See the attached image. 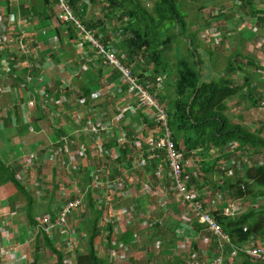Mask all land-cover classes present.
<instances>
[{
    "label": "trees",
    "instance_id": "obj_1",
    "mask_svg": "<svg viewBox=\"0 0 264 264\" xmlns=\"http://www.w3.org/2000/svg\"><path fill=\"white\" fill-rule=\"evenodd\" d=\"M95 1L100 3L101 9L99 12L103 14L100 20L95 18L94 15L92 17L87 16L88 4L83 0H68L73 15L80 21V25L85 31L93 35L103 47L112 48L121 65L126 68L131 66L130 73L138 78V85L146 89L151 96H153V92H156L155 88L150 87L152 79L155 77L164 78L161 93L167 97V101L165 100V113L170 133L169 139L174 146L175 152L181 156L182 163L186 160L191 162L189 168H182V178L188 190H190L191 185H195L200 191L198 195L194 196L193 200L202 205L204 213L213 217L226 237L228 245L222 249L223 255L227 257L233 246L239 250L234 264H264V260L257 263L252 262L242 250L246 246L260 249L264 245V138L260 137V132L254 128H246L245 126L234 124L227 115V103L239 96L242 91L247 93L252 102L255 101L252 103L254 108L264 110L263 104L259 103L261 106L258 105L259 97L255 99L258 95L256 87L251 86L255 83L256 77H250L249 79L247 77L246 85L238 86L231 78V72L236 71V68L229 63L226 74L219 71V75L216 78L213 74L214 71L210 72L207 68L208 62L205 66V58L200 56L201 53L199 55L198 46L191 39L195 35L189 33L188 24L178 12L174 0H89V3L93 5ZM189 1L194 2V0ZM41 2L44 6L43 10H37L31 2L26 0L20 4L19 10L12 8L11 0H0V6L2 7V14L7 18L14 15V20H17L18 17L25 20L30 19L33 24L27 30L39 29L45 31V35L40 33L41 38L56 36L60 39V42L64 37L83 42V34L75 23H60L57 18L52 16L53 10H49L50 1L41 0ZM240 2L248 3L250 7L248 0H240ZM202 9L204 7L200 8V10ZM14 13L19 14L16 15ZM52 19L56 22V26L53 25ZM189 35L194 36L190 37ZM184 39L187 41L185 42ZM90 46L88 42H84L82 49L90 51ZM171 51L174 52L173 57L169 55ZM71 54L70 50H64L61 58L54 60V63L60 64L63 58L71 57ZM80 57L81 55L78 57L79 60ZM80 63H83V61H80ZM142 63L145 65L144 71L141 68ZM73 64L75 67L80 65L75 62ZM209 64L213 65L212 60L209 61ZM0 66V77L7 79L6 82H0V84H3L0 86V92L3 93L4 88L9 89L10 81H14L11 88L20 85V82L23 81L22 77L25 75L24 70L13 69L6 65ZM95 68L98 70L96 73L94 68L91 67V61H89L86 72H80V76L76 79L78 81L81 78L82 81L78 82L77 87L66 96V103L69 108L74 110L72 119H68V121L72 128L77 131L86 129L91 122V118L93 116L97 117V111L103 106L104 101L102 100L99 79L105 78L110 83L121 78L119 69L102 68L100 66ZM142 72L151 73V79L148 80ZM202 75L204 76L202 77ZM115 91V97L118 98L124 93L122 101L128 99L129 95L125 96L128 92L127 85L121 84V87L118 88L117 86ZM4 93L7 94L9 91H4ZM35 101L39 106L37 118L39 120L42 118L43 112L38 104V97H35ZM156 102L163 105V100H160L159 97H156ZM116 103H118V99ZM86 108H89L90 115H84V109ZM80 116L83 121L82 126H80V121L76 120V117ZM127 116L133 117L130 118L133 119L132 121L139 123L142 121L144 127L153 128L155 126L154 121L143 114L142 110H137L134 116L131 112H128ZM32 120L33 123H36L34 118ZM104 124L107 126L108 122ZM131 133V131H127L125 136L128 135L130 138ZM158 133L159 130L157 128L155 135H158ZM56 135L59 137L57 141L67 136L66 132L61 129ZM81 135L85 139L86 136L97 137L98 134L88 133ZM117 135L119 136L120 133ZM163 135L164 130L160 129L159 136ZM141 147L143 155L139 157L140 159H138V156L131 154L132 151L129 147L119 148L115 155L112 154L114 156V167L109 170V177L106 178L107 181L105 182L106 186H109L112 190L125 189L129 191L128 188H132L130 180H134V178L129 179L125 175L132 176L133 173L141 175L140 170L149 175L153 181H158V184L162 185L164 177L163 179H157L156 175L160 170L162 172L164 167V169L167 167L166 150L156 149L149 154L148 145L143 141H141ZM107 149L110 150V148ZM103 154L107 156L108 153L104 152ZM150 155L153 157L149 158ZM234 155H238L241 158V168L235 167L232 162L231 167L228 169L224 167V169L231 171V175L225 176V179L221 182L215 181L214 175L223 173L221 171L223 167L222 165L220 166L221 161L225 160V163H230ZM251 155L257 156L251 160ZM258 156H261L262 158L259 159L263 160L257 161L256 158ZM88 157L87 161H90ZM136 159L138 161L145 159V165L142 168H136V161L133 162ZM194 160H198L200 173L202 174L201 177L196 179L191 178L199 175L192 164ZM234 160H238V158L236 157ZM167 169L169 170L168 167ZM93 171L94 169L90 163L87 169L89 175L86 176L88 179H90ZM123 181L124 184L121 183ZM198 182L207 183L208 190L212 196L219 194L216 197L218 201L221 198L223 202V196L226 194H229L232 200L230 203L224 201L221 204V202V208L219 206L214 207L216 204L215 200H211L209 197L206 198L202 194V188L199 187ZM0 186L12 187L22 196L26 205L28 225L33 228L38 227L34 198L26 188L27 186L30 187V185L24 186L18 180L15 171L3 163L1 159ZM134 189L136 190V186H134ZM101 198L105 199L106 195L102 194ZM144 200L145 198L139 195L135 198H129L132 207L134 206V211L131 215L133 221L135 216L137 217L138 214L145 212L147 203ZM175 200L177 203L174 202ZM249 200H251L250 202L253 205L242 212V202ZM188 204L189 202L183 198L171 199L167 201L166 208L176 212L179 209L186 210ZM232 204L239 206V214L234 217L225 216L223 210ZM85 206L94 215L92 222L85 229L87 239L82 246L85 250L82 248L78 249L77 246L71 244L66 245V250L67 246L70 245V251L76 247L74 251L77 253L75 264H105L103 260L98 258L97 247L103 241H106L107 244L112 243L114 224L107 223L101 226L103 222L101 212L97 211L95 200L89 194L86 198ZM207 207L210 210H206ZM183 220L189 221L184 218ZM125 222L130 223V220L126 219ZM150 223L152 225H148L146 229L153 228L154 235L156 227L161 222L155 223L154 221ZM195 223L202 227L197 220H195ZM143 224L141 223L142 226ZM52 225L53 221L48 219L40 229L41 232L37 236L38 241L35 245L36 255L30 264H38L39 239L48 253L55 257L54 264H66L64 252L53 244L48 235ZM184 225L186 227H181V230L184 237L189 238V233L194 232L195 229L190 230L187 226L189 225L188 223H184ZM56 230L60 232L59 227H56ZM135 230L133 226L124 228L112 245H117V248L121 245L127 250L134 243ZM211 238V240H215L214 237ZM217 245L218 243L215 241V255H220ZM84 251L85 253L81 254ZM0 264H2L1 257Z\"/></svg>",
    "mask_w": 264,
    "mask_h": 264
},
{
    "label": "crops",
    "instance_id": "obj_2",
    "mask_svg": "<svg viewBox=\"0 0 264 264\" xmlns=\"http://www.w3.org/2000/svg\"><path fill=\"white\" fill-rule=\"evenodd\" d=\"M219 1L224 2L225 0ZM248 1L250 2V7L248 3H241L240 0H227V3H223L222 5L215 2V8L209 11V16H212L211 23L200 27V39L198 40L197 32L195 31H189V33H193L195 35L189 36H194V38L191 37V39L194 40L195 44L198 46V51L201 50L202 52L206 53L201 49L202 46L205 47V44L211 48L210 55H222L223 53H228L231 51L233 57H229L225 61L222 60V66L219 68V71L221 72L223 66L228 67L229 63L232 65L234 64L236 71L231 72V78L238 86H245L247 77V79L250 77H256V80H258L259 84H256L255 82L251 86L256 87L257 89L258 95L255 97V99L259 97L258 105H264V0ZM231 4L237 5L232 6ZM205 37L208 38L204 40ZM199 41L201 42L200 44ZM54 42L55 38H49L45 39L44 43H38V45L40 46V44H44V47H48ZM40 56L43 57V54ZM37 57V63L43 62V58L39 57L38 55ZM1 58L8 60L9 55L6 53L2 54ZM44 60L48 61L47 57ZM210 60H212L213 65H215V63L218 64L217 60L212 56H210ZM65 63H62L60 66L53 67L54 61H52L48 66L45 67V69L50 67L51 69H54L64 66L61 75H64V77L67 79H71L69 76L72 75L73 71L71 70L75 68V66L71 60L65 61ZM203 76L204 75H202V77ZM47 78H49V75L46 74V78H43L41 81H36L31 85L30 88H25L22 90V92H18L20 88L19 85L11 88V85L14 83V81H10V86L8 87L9 93H4V91H8L7 89L3 90V93L0 92V159L3 163L15 171L18 180H20L24 186L28 184L30 185L29 188H26L34 198V206L36 207L35 204L43 205L44 210L41 215H39L40 213L37 214L36 208V219L40 218L42 221H48L49 218L54 222L61 206L52 204V201H58L57 196L54 194L52 197V194L54 192L58 193L60 191H62V193H68L72 191L73 187L69 186V183L71 182L65 178L66 176H61L64 174L62 167L56 165L57 163L62 164L63 158L64 160L67 159L66 155H64L63 158H59L53 153L54 143L59 138L57 137L56 133L61 129L66 132L67 136H70V141H72L69 144L70 147L68 148L67 154L68 159L72 161V164H74V158L84 159V164L81 167H86L85 171L87 172L89 167L88 165L91 162L87 161V157L89 156V150L86 147L85 141L87 138L83 139V137H80V140H75L74 138V134L78 133L75 131V128H72V125L68 121V119H72L74 110L69 108V105L66 103V98H64L65 93H62L57 83H55L54 86L56 89H58V92L51 94V98L45 103V110L48 111V115L46 116L44 113H42V118L39 120L37 119L39 107L37 108L35 106L37 104L31 100L36 95L37 90L42 85L48 83ZM62 87L66 89L68 86H64L62 83L61 88ZM15 93H22L21 95H24L27 98L26 101L17 99L16 103L13 104V101H9V99L13 100V96L11 95L14 94L15 96ZM30 102H33L34 104L31 105ZM253 102L247 96V93L242 91L239 96L227 103V115L234 124L245 126L246 128H254L260 132V137L264 138V110H258L254 108L252 106ZM114 106V103L110 106V113L112 112V108ZM28 107L32 109H29ZM145 114H148L147 110L145 111ZM32 118L36 120V123H33ZM132 122V124L123 126L119 136L116 134L114 135L113 139L105 141L103 144L104 150L110 148L112 154L115 155L119 148L129 147L133 156L141 157L143 155L141 142L134 144V138L132 134L138 130L141 124L135 121ZM75 124H77V122H75ZM80 126H82L81 123ZM130 128L132 130H130ZM126 130L132 132L130 138L128 135L125 136V133L127 132ZM112 136L113 135L109 137L111 138ZM141 141L145 142V140ZM104 150L101 152L102 156H104ZM82 154L84 157H82ZM23 155H25V157H22ZM24 158L27 159L23 164L22 161L25 160ZM49 158L53 159V162H51L50 165L47 164V162H50ZM32 160H35V162L38 163L35 166L36 168L33 169L30 168L32 167V164H29ZM44 164L45 166L43 167ZM92 168L95 169L93 166ZM108 173L109 171L105 176L106 178L109 177ZM128 176L129 175H125V177ZM87 180L88 177H86L85 181ZM44 182L51 186L50 195L45 200V203H39L31 191H35V189H37L39 186H42L43 188ZM130 183L133 188L135 185H140L135 179L130 180ZM85 184H87L85 185L87 189L88 187H91L90 181ZM92 186L95 190L99 189L96 190L98 195H106L105 199L99 198L98 202V204H102L100 207L102 214L104 202L106 204L109 203V205L112 207L111 211H106L108 220L102 222L101 226L106 225L109 221L110 223L114 224V232L116 226H118L120 230L122 229L121 232H123L124 228L129 227V225L123 226L122 228L121 224L118 225V220L120 221V217L117 215L118 203L113 205L115 196L118 197V190H112V188L105 185V182H103L100 187L94 186L93 184ZM83 187L84 186L82 185V189ZM8 188H10L11 191L8 194H5V197L8 199L11 198V202H9L11 204L10 206H4V212H7L8 207H21V215L28 223L26 218V205L22 196L18 194L12 187ZM95 190L90 192L89 196L91 195L93 197ZM87 196L88 193H85V199ZM139 196L145 198L141 194H139ZM144 202L147 203L145 210H149L148 208H151V206L148 203V200H144ZM3 203L7 204L5 201ZM113 208H116V212L113 210ZM132 208L134 210V206ZM182 211L183 210L179 209L178 211L167 215L163 220H155V222H161V226L159 225L156 227V232H154L155 236L150 229L148 234L144 233V230L148 229H144L139 221H135L137 225H131L136 230L134 243L128 247V249L130 248L131 250L130 256H126L124 253L120 256L125 259L127 264H162L161 261L165 262L166 264H190L196 260H204L203 262L207 263L210 259H213L216 256L214 253H212V251L216 253V248L214 246L215 240H211L212 236L205 230L204 226L201 227L195 223L196 219L194 216L189 218L190 224L187 226L190 230L195 229V231L189 233V238L184 237L181 227H186L184 223L187 224L189 222L183 220V215L181 214ZM159 216L161 217L162 215ZM89 223L90 221L87 219L85 225L81 227L83 231H85ZM68 228L70 232L71 243H75L77 239L76 233H79L81 228L79 227L76 230L73 228V226H69ZM16 229L18 230L19 227ZM16 229H13L12 232L7 233L10 236V240H6L0 236V246L2 248L0 254L3 257V264H12V262L7 259L9 256H13L15 259H20L21 261L25 255L26 257L28 256L27 250H29V245L33 239L30 237V234L27 236H19ZM121 232H118V234ZM15 233L17 234L15 235ZM142 233L146 234V244H142L141 242ZM60 234L61 232L54 230V236L49 237L51 238L53 244L60 251L62 250V252H64V248L69 241V237H66L63 234H61V236ZM12 248H16L17 250L14 252L12 251ZM101 248L102 244L98 245L97 253ZM21 264H26V262L22 261Z\"/></svg>",
    "mask_w": 264,
    "mask_h": 264
},
{
    "label": "rangeland",
    "instance_id": "obj_3",
    "mask_svg": "<svg viewBox=\"0 0 264 264\" xmlns=\"http://www.w3.org/2000/svg\"><path fill=\"white\" fill-rule=\"evenodd\" d=\"M25 1V0H11V4L13 5L12 8L14 10H19V6L20 4ZM31 2L35 8L37 10H43V3L41 2V0H26ZM50 1V8L49 10H53V17H54V12H57L58 10L56 9V4L52 5L51 2H54V0H49ZM84 2H86L88 4V8H87V16L88 17H92V15L95 16V18H98V20H100L102 18V13L99 12L100 8V3H98L97 1L94 2L93 5H91L89 3V0H83ZM100 1V0H99ZM176 3V6L178 8V12L184 17L185 21L188 24V30L189 31H195L197 32V37L198 40L200 39L199 34H200V27L208 25L211 23V18L212 16H209V11L213 10V8H215L214 3L217 2L218 4H223V3H227V0H225L224 2H221L219 0H194V2L189 1V0H174ZM29 5V4H28ZM232 6L237 5V4H231ZM201 7H204L205 9L200 10ZM14 14H19V13H14ZM106 14V13H104ZM52 17V18H53ZM52 23L54 26H56V22L54 21V19H52ZM11 25H14V21ZM42 30H37V29H33V30H29L28 34L26 36V39L23 40V44L25 47L29 46L31 44V36H32V42L37 41L38 43L42 42L44 40V38H41L40 33ZM10 32V27L8 25V22L6 21V17L2 15V9H0V41L5 42L7 40V38H9V42H13L14 38L11 37L9 35ZM199 32V33H198ZM202 32V31H201ZM38 36V38H37ZM48 37V36H47ZM208 37H205L204 40H206ZM59 43H61V46L64 50H70L72 52L71 56L75 59L76 56H80L82 54V47H73L74 41L64 38L62 39V41ZM40 41V42H39ZM180 42V40H178ZM184 41L186 42L187 40L184 39ZM201 42L199 41V44ZM33 44V45H34ZM201 49L203 51H205L206 53L202 52L201 50V55H200V51H198L199 55L203 58H205V66L208 62L207 68L209 69V71L213 72V74L216 76V78L219 75V68L222 66V60L225 61L227 58H231L232 53L231 51H229L228 53H223L222 55L220 54H214V55H210L211 53V48L205 44V47L202 46ZM50 52L49 47H44V44H40V47L38 49H36V53L39 57L43 58L40 55H45L48 54ZM180 52V51H179ZM173 51H171L169 53V55H171L173 57ZM85 57H89V58H96L94 53L91 51H85L84 53ZM91 55V56H90ZM212 56L214 59L217 60L218 64L215 63V65L209 64L210 61V56ZM44 62V60H43ZM234 66V64H233ZM1 67V66H0ZM226 66H223L221 72L223 74H226L227 71ZM128 69H131V66L128 67ZM66 76V74H65ZM7 79L5 77H0V82H6ZM72 82L74 83V79L72 80ZM256 84H259L258 80H255ZM3 84H0V86H2ZM24 85V84H23ZM22 85V86H23ZM28 85H30L28 83ZM163 86V84H162ZM76 88V87H75ZM9 91V89H8ZM171 91H173V89H171ZM18 92H22V89L19 88ZM153 92V91H151ZM25 93V92H24ZM167 93V92H166ZM22 94V93H21ZM19 94H15L16 97L14 96V94H12L11 96H13V100L9 99V101H13V104H15V99H22L24 101H26V97L24 95ZM168 94V93H167ZM127 95V93L125 94V96ZM155 98L159 97V99L163 100V105L165 106V100L167 101V97L165 94H156V92H153L152 94ZM105 99L109 102H111L112 100L108 97H105ZM32 101V100H31ZM232 100H230L231 102ZM31 105H33L31 103ZM37 108L38 106L35 105ZM29 108V107H28ZM163 108V107H161ZM32 109V108H29ZM34 109V107H33ZM35 110V109H34ZM144 113L147 110L148 111V116L150 118H157V113L156 112H152L149 109H141ZM43 113L47 116L48 115V111L43 109ZM90 110L89 108L84 109V115H90ZM76 120L82 124L83 121L81 120V116L80 117H76ZM133 119L128 118L126 121H124L123 125H127V124H132ZM147 127V126H146ZM130 130H132L130 128ZM77 131V130H75ZM157 131V127L154 126L153 128H149L147 127V130L144 131V134L148 135H155V132ZM80 137H83V135L80 134H74V138L75 140H80ZM84 138V137H83ZM87 140L86 141V147L89 150V160L92 164V166L95 168L94 171L91 173L90 179H88L87 181H85L86 177L89 175V172H86L85 169L86 167L82 168L81 166L84 164V159H78V158H74V164H72L70 159H65L62 160V162H65V165L61 164V163H57L56 165L62 167V170H64V174H62L61 176L67 178V180H70L71 183H69V186H73L72 187V191L68 192V193H62V191L56 193L54 192L52 194H55L57 196V200L58 201H52V204H57L58 206H63L65 205L68 201H70L71 198H73L74 196H82L83 200V207L79 210L73 213V215H71V219H70V225L73 226V228L76 230L77 228H81L85 225L87 219L92 222L94 215L90 213V211H88V209L86 208V199H85V193H90L92 191H94V187L92 186V184L94 186H101L103 184V182H106V174L109 170H111L114 165H113V161H114V156L112 155V152H108V150H104V142L109 140V139H113L114 135L111 138H107L104 136H98V137H91V136H86ZM104 150V152H107V156H102L101 152ZM77 153V151H76ZM257 155H251L250 159L253 160V158H255ZM22 157H25V155H23ZM82 157L83 154H82ZM238 158V160H234L235 158ZM261 157V156H260ZM262 158V157H261ZM25 160L22 161V163L24 164L26 162L27 158H24ZM50 162H47L48 165L51 164V162H53V159L49 158ZM81 160V161H80ZM257 161H262L261 159L256 158ZM80 161V162H79ZM85 162H86V158H85ZM234 163L235 167H240V162H242L241 158L238 155H234L232 160L230 161V163H225L224 161H221L220 166L222 165L223 169H221V171L223 172L222 174L217 173L216 175H214V180L216 181H223L225 179V176H230L231 175V171L227 170L229 167H231V163ZM70 163V164H69ZM32 164L30 167L31 169L36 168L35 166L38 164L35 161H31ZM61 164V165H59ZM190 164V163H189ZM67 165L69 166V168L67 169ZM80 165V166H78ZM45 166V164L43 165V167ZM89 166V165H88ZM227 168V169H224ZM165 168V167H164ZM161 170L157 173V179H163L164 177V182L162 183V185L158 184V181H153L149 175H146L142 170H140L141 175H137L135 174V176L137 177V180L139 182L140 185H135L137 188L136 190L132 187V188H128V190L125 189H121L118 190V197L115 196L114 201H113V205H116L118 203V217H120V221L118 220V225L121 224V228L123 226L129 225L131 226L132 224H136L135 221H139V223H144L143 224V228L146 229L148 227V225H152L150 222H154L155 220H163L167 215H170V213L172 211H170L169 209L166 208V204L167 201L171 200V199H180L175 192L173 191L172 188V183L169 177V170L164 169ZM241 168V167H240ZM86 172V174H85ZM109 174V173H108ZM40 176V175H38ZM37 176V177H38ZM83 177V178H82ZM143 177V178H142ZM39 178V177H38ZM128 178H133L131 175L128 176ZM230 178V177H227ZM83 179V181H82ZM117 179V178H116ZM136 179V178H134ZM88 181H90V189L88 190L87 187H85V183H87ZM84 182V183H82ZM203 184V185H202ZM82 185L84 186L82 189ZM198 185L200 188H202L201 192L203 195L207 197H209V199L211 200H215V206L214 207H220L221 204H223L224 201H227L228 203H230V201L232 200V197L229 194H226L225 196H223V202L221 201L222 199L220 198V201H218V199L216 197H218L219 194L217 195H213L211 194V192L208 190V184L205 182H198ZM81 186V187H80ZM28 187V186H27ZM75 187V188H74ZM29 188V187H28ZM42 186H39L37 189L32 190L31 192L35 195V198H37V201L39 203H45L46 199L48 198V196L50 195V189L51 186L48 185L47 183L44 182L43 184V188ZM197 188V187H196ZM8 189V190H5ZM99 190V189H96ZM95 190L94 195H93V200H95V205L97 206V211H100V207L102 206L101 203L98 204L99 202V198L101 199V195H98L97 191ZM11 191L10 188L6 187H0V236H2L1 234H5V235H9L7 234L8 232H12L13 229H16L17 227H19V229L17 231V233L19 234V236H27L30 234V237L33 239L32 242L29 245V250H27V263L29 264L32 260H34L35 255H36V251H35V244L38 241V234L41 232V228L43 227V222L40 218H37L39 221L38 225L39 228H31L29 227L28 223L26 222V220L24 219V217H22V211L20 210L21 207L18 208H13V207H8L7 212H4L3 208L4 206H10L11 202L10 199H8L7 197H5V194H8ZM198 192H200L197 189V194ZM72 194V195H71ZM139 194H141L142 196L145 197V200H148V203L150 204L151 208H148L149 210H145V212L143 214H138V216L134 218V221L131 219V215L133 213V208H132V203L129 201V198H135L137 197ZM8 199V200H7ZM14 199V197H13ZM6 202L7 204H4L3 202ZM251 200L249 201H245L242 202V212H244L245 210H247L251 205ZM260 201V200H259ZM175 203H177V201H174ZM222 202V203H221ZM103 203V202H102ZM221 203V204H220ZM262 204V202H261ZM36 205L37 208V214L41 215V213L43 212L44 208L43 205ZM60 207V208H61ZM221 208V207H220ZM103 214H102V218L105 222V220H108L107 218V212L106 211H110L112 209V207L109 204H106L105 202L103 203ZM116 208H113V210L115 211ZM206 210H210L209 207L206 208ZM212 210H214L212 208ZM116 212V211H115ZM182 215L186 214V210L184 209L181 212ZM191 214V213H190ZM54 215V213H53ZM159 215H162L161 217ZM60 216V209L57 213V216L55 218H58ZM193 216V215H191ZM129 219L130 223H126L125 220ZM77 222V223H76ZM108 223H110L108 221ZM156 223V222H155ZM151 228V227H150ZM148 228V230H144V233L148 234L150 232V230L153 232V228ZM150 229V230H149ZM54 230L55 227L52 228L49 232L50 235L53 237L54 236ZM118 232H121V230L118 228V226H116L115 228V234H114V230H113V238H112V243L113 241L116 240V237L118 236ZM15 233V235L17 234ZM142 233L141 235V242L142 244H146V234ZM13 234V233H12ZM14 235V234H13ZM77 235V247L78 249H83V244L86 241V233L85 231H83V229L81 228V230L79 231V233H76ZM5 239H7L5 237ZM144 240V241H143ZM39 251H38V264H54L55 263V257L52 256L50 253H48V251L43 247L41 240L39 239ZM111 244H107L106 241L102 242V248L99 249L98 251V258L103 260L105 262V264H127V262L125 261V259H123L122 256H120L121 254H126L130 256L131 250L130 248L128 250L124 249L123 247H121V245L118 246H113ZM66 246V245H65ZM71 246V245H70ZM70 246H67V250L66 247L64 248V254L66 257V264H75V260H76V254L75 248L73 250L70 251ZM62 251V250H61ZM212 251V250H211ZM215 251V250H214ZM75 253V254H74ZM85 253L82 252L81 254ZM212 253L215 254V252L212 251ZM26 256V255H25ZM24 256V257H25ZM113 257V258H112ZM128 258V257H127ZM162 264H166L165 262L161 261Z\"/></svg>",
    "mask_w": 264,
    "mask_h": 264
},
{
    "label": "built area",
    "instance_id": "obj_4",
    "mask_svg": "<svg viewBox=\"0 0 264 264\" xmlns=\"http://www.w3.org/2000/svg\"><path fill=\"white\" fill-rule=\"evenodd\" d=\"M58 1V9L59 14L58 18L63 23L72 22L75 23L78 29H80L81 33L83 34V42L78 44V47H82L84 42H88L91 46L89 48L90 51H93L95 53L96 58H92L91 62L94 66H100V67H108V68H114L119 69V71L122 73L123 77V83H125L128 86V92H131V97L134 98V101L132 103L129 102V99L125 102V106H122L120 108L116 107V114L113 124L116 122L123 121L128 112H133L134 106H136L137 109H149L152 112L157 113V118H150L155 123V126L158 128L159 133L160 129L164 130V135L159 136L151 134H148L145 136L144 131L147 130L146 127L143 126V124L140 125L138 130L133 133L134 138V144H138L141 142V140H145L146 144L148 145L149 154L154 152L156 149H165L167 153V167L169 168V177L172 179L174 184V189L176 193L181 196L185 201L189 202L188 208L186 209V214L183 215L182 218L189 220L191 215H194L195 219L199 224L205 227V230L211 234L212 237L215 238V241L218 243V249L220 252V255L217 257L210 259L207 263H204L203 261L194 260L195 262L190 264H234V260L236 259L237 255L239 254V250L235 247H231V252L226 257L222 253V249L228 245L226 237L224 236L222 230L220 229V226L216 223V221L208 215L207 213H204L202 211V205L199 202H196L193 200L195 193L194 191H187L185 182L182 178V168L188 166V162H185V164H182V158L179 154H177L174 150V146L171 143L169 136V130L167 126V116L165 113V108H161V104L156 102V98L154 96H151L149 92L144 89L142 86L138 85V78L134 77L130 73V69L124 67L120 64L118 61L115 53L113 50L107 49L103 47L102 44H100L93 35H91L89 32H86L85 29L80 25L78 21L75 20L74 15L72 11H70L69 4L66 0H57ZM9 35L13 37V34ZM17 38L14 39V42H18L19 47H23L22 42L25 39V34L22 32L20 35L16 34ZM4 42L5 44L11 43L8 40ZM145 77L146 74H143ZM151 79V78H150ZM148 79V80H150ZM164 78L157 77L155 78V82H151L150 87L155 88L156 94H161L162 90V83ZM109 95H115L116 91L108 90L107 91ZM40 95H43V92L40 93ZM45 97H47L45 95ZM44 107V106H42ZM112 128V125L106 126L102 120H99L97 122H90L88 124V127L85 129L86 133H91L93 135H97L100 133H109ZM62 143L68 145L71 143L69 138H66L62 140ZM61 150L59 153L61 154ZM153 156H149V158H152ZM146 163L145 159H142L139 162L140 166H144ZM184 202V201H183ZM79 201H75L72 203H69L68 205L64 206L60 215V219L57 222V225L60 229L66 228L67 221L69 216L71 215L72 211L78 207ZM240 212L238 205H230L228 208L223 210V214L228 217H234L238 215ZM191 213V214H190ZM189 222V221H187ZM190 224V222L188 223ZM230 246V245H229ZM246 256L254 263L261 262L264 260V245L260 249L255 248H244L242 249ZM229 259V260H228Z\"/></svg>",
    "mask_w": 264,
    "mask_h": 264
},
{
    "label": "clouds",
    "instance_id": "obj_5",
    "mask_svg": "<svg viewBox=\"0 0 264 264\" xmlns=\"http://www.w3.org/2000/svg\"><path fill=\"white\" fill-rule=\"evenodd\" d=\"M68 2V0H66ZM52 5L56 4V9L58 10L57 13L54 14V17L57 18V20L64 24L61 20H59V18L57 17L58 14H59V9H58V1L57 0H54V2H51ZM69 4V2H68ZM70 8V6H69ZM0 9H2V7L0 6ZM70 11H71V8H70ZM53 12V11H52ZM216 12V11H215ZM3 15V14H2ZM4 16V15H3ZM14 15L10 18H7L6 17V21L8 22V25L10 27V34H13V38H17V35L16 34H21L22 32H24L25 34V39H26V36L28 34V28L32 26V21L30 19H22L21 17L17 20H14ZM75 20L78 21L80 23V21L74 16ZM14 21V25H11ZM64 32V31H62ZM43 35H45V31H42L41 32ZM65 33V32H64ZM38 38V36H37ZM50 38H55V42L50 44L49 49H50V52L48 54L43 55V60L47 57L48 61L44 60V62H38L37 63V60H38V57H37V54L36 53V49H38L40 46L38 45V42L36 41L35 44L34 42H32V36H31V44L27 47L24 46L23 42H22V45L23 47H19L18 45V42H11V43H8V44H5L4 42L0 41V65H6L10 68H16L18 70H24L25 71V75L23 78V81L20 82V88L23 90L25 88H30L32 84H34L36 81L38 80H42L43 78H46V74L49 75V78L48 79V83L42 85L36 92V95L32 98V101L36 103L35 101V97H38V104L40 105V108H41V111L43 112V109L46 108L45 106V103L51 98V94H54V93H57L58 92V89H56V87L54 86L55 83H57L60 87V90L62 91V93H65V96L64 98H66V96L68 95V93L70 91H72L73 89H75V87H77L76 85L78 84V82H81L82 79L79 78L78 81L76 80L79 76H80V72H86V70L88 69V66H89V61H91L92 58H87L85 57L84 53L85 51L82 49V54H81V57H80V60H79V56H76V58L74 59L72 56L71 57H65L61 60V63L60 64H53V67H56V66H60L62 63L64 64L65 61H68V60H71L72 63H76V64H80L79 67H75L73 68L71 71H73L72 75L69 76L71 79H67L64 77V75H61V73L63 72V69H64V66H61L59 68H54V69H51L48 68V69H45L46 66H48L52 61L56 60V59H59L61 58V55L64 51L63 48H61V43H59V40L56 36H53V37H50ZM66 38V37H64ZM24 39V40H25ZM45 39H49V37H46L44 38ZM68 39V38H67ZM44 40L41 42V43H44ZM72 41H74V44H73V47H78V44L81 43L79 40H75V39H70ZM34 44V45H33ZM62 50V51H61ZM111 50H113L111 48ZM114 51V50H113ZM93 52V51H91ZM8 54L9 55V58L8 60H4L1 58L2 54ZM115 53V51H114ZM95 55V53H94ZM116 55V53H115ZM80 61H83V63H80ZM66 65V63H65ZM91 67L94 68V71L95 73L98 71L95 67L97 66H94L93 63L91 62ZM125 67V66H124ZM142 70L144 71L145 70V65L142 63V66H141ZM121 73V72H120ZM143 74H146V78L147 79H150V75H152L151 73H145V72H142ZM157 78V77H155ZM155 78L152 79L153 82H155ZM74 79V83L72 82V80ZM100 80V84H101V93H102V100L104 101L103 103V106L100 107V110L97 111L96 114L97 117L93 116L91 118V122H97L99 120H102L104 123L105 122H108V126L112 125V128L110 130L109 133H100L97 135L98 136H104V137H107V138H110L109 136L111 135H116L118 134V132L120 133L122 128H123V123L124 121H126L128 118H133V117H130V116H126V118L121 121V122H118V123H114V119H115V114H116V107L120 108L122 106H125V102L129 99V102L132 103L134 101V98L131 97V92H127V95H129L128 99L125 100V101H122V98L124 96V93L121 94L118 98L115 97V95H109L108 94V90H112V91H115L116 90V87L118 86V88L121 87V84H124L126 85L125 83H123V77H122V73H121V78L119 80H116L114 82H108L107 79L105 78H101L99 79ZM69 81V82H67ZM28 83L30 85H28ZM64 84V86H68L66 89L64 87L61 88V84ZM24 84V85H23ZM163 84V83H162ZM23 85V86H22ZM163 87V86H162ZM6 88H4L5 90ZM43 92V95L41 96L40 93ZM45 95L47 97H45ZM105 97H108L110 98L112 101L109 102L105 99ZM118 99V103H116V100ZM33 102H30L32 104H34ZM115 104V106L112 108V112L110 113V106L112 104ZM44 106V107H42ZM162 107H164L166 109V107L164 105H161ZM39 107V106H38ZM133 112H131V114L134 116L137 112V110H141V108L137 109L136 106H134L133 108ZM143 112V111H142ZM143 114H145L143 112ZM146 115V114H145ZM148 116V115H146ZM143 122L140 121V124H142ZM78 134H88L85 132V129L84 130H80V131H76ZM66 138H69V140L71 139L70 136H65V137H62L61 140L57 141L54 143V155L56 157H59V158H63L64 155L67 156V159H68V148L70 147L67 143H65L66 145H64L62 143V140ZM72 141V140H71ZM62 151L61 154L59 153V151ZM105 150H108V149H105ZM108 152H110V150H108ZM225 153V152H224ZM226 154V153H225ZM259 158H261L260 156H258ZM138 159H140L138 157ZM138 159L134 160L133 162L136 161V168H142V166L139 165V162L141 161H138ZM64 160V158H63ZM114 162V161H113ZM185 162H188V166L187 167H184V169H187L190 167L191 165V162L189 160H186ZM182 163L183 165L185 164ZM190 163V164H189ZM63 165H65V162H62ZM70 164V163H69ZM193 166H194V169L196 170L197 173H199V175H195L191 178H198V177H201V173H200V167H199V164H198V160H194L192 162ZM67 168H69V166L67 165ZM132 177L133 178H136L137 180V177L135 176V173L132 174ZM118 179V178H117ZM116 179V180H117ZM171 180V183H172V188H173V191L175 192V194L180 198L182 199L181 196H179L175 189H174V184H173V181L172 179L170 178ZM119 181V179L117 180ZM122 184H124V181L121 182ZM186 185V184H185ZM9 187V186H8ZM90 189V187H88V190ZM186 189H187V186H186ZM118 190V189H116ZM187 191H194L195 195H198L197 194V188L195 185H191V188L190 190L187 189ZM92 197V196H91ZM93 198V197H92ZM83 198L82 196H74L73 198L70 199V201H68L65 205H63L61 208H60V215H61V212H62V209L64 206L68 205L69 203H72V202H75V201H79V205L77 208H75L71 215H73L74 212L76 211H79L82 207H83V202H82ZM109 204V203H108ZM111 211V210H110ZM71 215L69 216L68 218V221H67V225H66V228L64 229H60V232L65 235L66 237H69V241L66 245H77L76 242L75 243H71V238H70V232H69V226L70 225V219H71ZM191 217V216H190ZM49 219V218H48ZM60 219V216L58 218H55L54 222H53V225L52 227L49 229V231L52 229V228H56V227H59L57 225V222L58 220ZM37 221H39L38 219H36ZM44 224L45 222H47L46 220H43L42 221ZM104 222V220H103ZM43 224V226H44ZM30 227V226H29ZM33 228V227H31ZM39 228V225L38 227ZM48 231V235L50 237H52L50 235V232ZM2 237L5 239V237L7 238L6 240H10V236L9 235H5V234H1ZM17 246H19L18 244H16ZM36 245V244H35ZM218 246V245H217ZM245 248H248L247 246ZM17 249L16 248H12V251H16ZM36 250V248H35ZM2 251V248L0 246V252ZM11 253V252H10ZM218 255H216L215 257H217ZM0 257L2 259V264H3V257L1 256L0 254ZM214 257V258H215ZM7 259L12 262V264H21L22 261H25L27 263V257L25 256L23 258V260L21 261L20 259H15L13 256H9L7 257ZM32 262V261H31ZM30 262V263H31ZM29 263V264H30Z\"/></svg>",
    "mask_w": 264,
    "mask_h": 264
}]
</instances>
